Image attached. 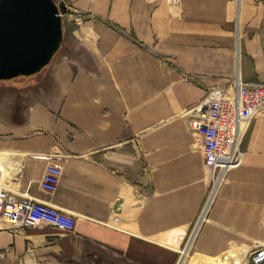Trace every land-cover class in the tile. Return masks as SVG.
<instances>
[{"label":"crops","instance_id":"0c3cea01","mask_svg":"<svg viewBox=\"0 0 264 264\" xmlns=\"http://www.w3.org/2000/svg\"><path fill=\"white\" fill-rule=\"evenodd\" d=\"M57 2L49 64L0 80V152L13 164L0 187L75 226L1 222L0 264H170L186 242L203 259L247 258L264 243V109L195 231L211 173L185 112L209 88L264 83V0ZM43 155L61 158L51 193Z\"/></svg>","mask_w":264,"mask_h":264},{"label":"built area","instance_id":"2783aa9c","mask_svg":"<svg viewBox=\"0 0 264 264\" xmlns=\"http://www.w3.org/2000/svg\"><path fill=\"white\" fill-rule=\"evenodd\" d=\"M263 109L264 83L235 79L224 86L209 88L200 102L186 110L188 127L199 135L204 164L211 173L193 231L206 220L227 172L241 164L243 152L240 143L251 120ZM41 157L49 162L39 186L51 193L62 175L61 158L54 159L49 155ZM0 218L14 228L45 223L72 232L75 226V218L71 214L28 196L12 197L3 187H0ZM263 261L264 243L249 254V264H261Z\"/></svg>","mask_w":264,"mask_h":264},{"label":"water","instance_id":"95a60500","mask_svg":"<svg viewBox=\"0 0 264 264\" xmlns=\"http://www.w3.org/2000/svg\"><path fill=\"white\" fill-rule=\"evenodd\" d=\"M64 13L55 0H0V80L48 65L63 40Z\"/></svg>","mask_w":264,"mask_h":264},{"label":"bare ground","instance_id":"6f19581e","mask_svg":"<svg viewBox=\"0 0 264 264\" xmlns=\"http://www.w3.org/2000/svg\"><path fill=\"white\" fill-rule=\"evenodd\" d=\"M5 153L0 152V176L5 177L9 174L10 167L13 168V164L9 161L10 159L5 158ZM53 155V154H52ZM51 156V155H50ZM13 161V160H12ZM209 168V167H208ZM11 229V228H10ZM190 243L188 242L186 247L189 248ZM244 249H231L225 254L217 258H206L203 259L200 256H192L191 264H244ZM178 264H184V260H181Z\"/></svg>","mask_w":264,"mask_h":264},{"label":"rangeland","instance_id":"374dc122","mask_svg":"<svg viewBox=\"0 0 264 264\" xmlns=\"http://www.w3.org/2000/svg\"><path fill=\"white\" fill-rule=\"evenodd\" d=\"M56 2L58 1V0H55ZM62 25H63V22H62ZM49 64V63H48ZM47 66V65H46ZM45 66V67H46ZM44 68V67H43ZM42 68V69H43ZM41 69V70H42ZM40 70V71H41ZM39 71V72H40ZM38 73V72H37ZM36 74V73H35ZM0 158H1V156H0ZM12 170V168L10 167V169H9V172ZM7 176H9V174L7 175ZM7 176H5V177H2V176H0V186H6V177ZM5 223L1 218H0V223ZM8 225V224H7ZM186 245H187V243H183L182 245H181V247H180V250L177 252V255L175 256V258L173 259V261L170 263V264H178L181 260H184V264H191L192 263V258H191V256H194L195 255V252L193 251V248H192V246L190 247V249L188 248V246L186 247ZM181 250H182V252H181ZM244 264H249V256L247 257V258H245L244 259Z\"/></svg>","mask_w":264,"mask_h":264}]
</instances>
